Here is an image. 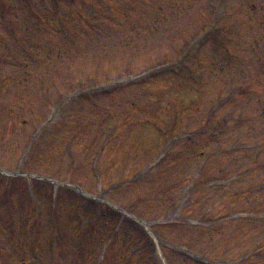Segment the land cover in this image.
Wrapping results in <instances>:
<instances>
[{"label":"rangeland","instance_id":"obj_1","mask_svg":"<svg viewBox=\"0 0 264 264\" xmlns=\"http://www.w3.org/2000/svg\"><path fill=\"white\" fill-rule=\"evenodd\" d=\"M172 1L0 0V167L31 174L0 172V264L36 232L37 201L40 264H71L72 208L90 197L66 184L204 263L264 264V10ZM10 213L29 226L20 238L3 227ZM106 235L72 264H92ZM153 239L145 262L107 239L104 264H166Z\"/></svg>","mask_w":264,"mask_h":264}]
</instances>
